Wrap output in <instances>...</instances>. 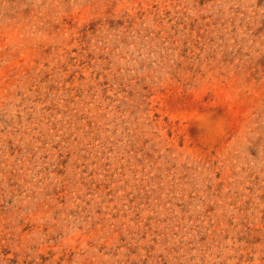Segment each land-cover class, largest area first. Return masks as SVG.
<instances>
[{
	"label": "rangeland",
	"instance_id": "rangeland-1",
	"mask_svg": "<svg viewBox=\"0 0 264 264\" xmlns=\"http://www.w3.org/2000/svg\"><path fill=\"white\" fill-rule=\"evenodd\" d=\"M0 264H264V0H0Z\"/></svg>",
	"mask_w": 264,
	"mask_h": 264
}]
</instances>
